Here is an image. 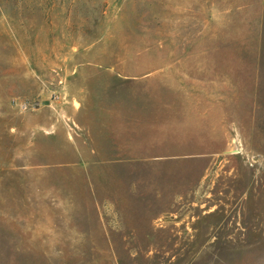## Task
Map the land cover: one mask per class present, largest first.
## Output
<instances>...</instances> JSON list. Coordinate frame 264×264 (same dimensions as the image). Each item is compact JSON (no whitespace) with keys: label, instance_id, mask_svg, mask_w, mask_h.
I'll use <instances>...</instances> for the list:
<instances>
[{"label":"rangeland","instance_id":"1","mask_svg":"<svg viewBox=\"0 0 264 264\" xmlns=\"http://www.w3.org/2000/svg\"><path fill=\"white\" fill-rule=\"evenodd\" d=\"M253 14L264 0H0V264H264V66L234 150L116 171L138 184L112 193L73 165L100 69L243 49Z\"/></svg>","mask_w":264,"mask_h":264},{"label":"crops","instance_id":"2","mask_svg":"<svg viewBox=\"0 0 264 264\" xmlns=\"http://www.w3.org/2000/svg\"><path fill=\"white\" fill-rule=\"evenodd\" d=\"M257 15L248 22L243 49H166L155 65L100 69L112 72L115 81L99 89L90 86L76 111L75 122L83 133L76 145L91 157L73 165L98 170V186L112 193L138 184L137 178L116 171L164 168L238 147L241 128L251 121L252 92L264 66V22L259 15L255 24ZM235 26L239 34L240 25ZM89 176L94 187V174ZM134 232L121 228L118 233Z\"/></svg>","mask_w":264,"mask_h":264}]
</instances>
